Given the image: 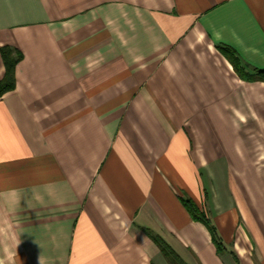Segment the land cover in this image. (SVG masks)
<instances>
[{
	"label": "crops",
	"instance_id": "0c3cea01",
	"mask_svg": "<svg viewBox=\"0 0 264 264\" xmlns=\"http://www.w3.org/2000/svg\"><path fill=\"white\" fill-rule=\"evenodd\" d=\"M3 46L0 264H264V80L219 49L264 70V0H0Z\"/></svg>",
	"mask_w": 264,
	"mask_h": 264
},
{
	"label": "trees",
	"instance_id": "16d2710c",
	"mask_svg": "<svg viewBox=\"0 0 264 264\" xmlns=\"http://www.w3.org/2000/svg\"><path fill=\"white\" fill-rule=\"evenodd\" d=\"M219 49L224 54V56L230 61L234 68V71L242 80H264V70H254L253 72L246 70L244 64L242 63L241 59L233 48L229 46H219ZM0 53L5 66L4 76L0 79V96H2L3 94L8 91H11L15 87V67L18 61L22 58V55L19 50L10 46L1 47ZM182 203L191 215L192 219L194 221L202 223L208 229L212 237V241L217 248V251L219 253L224 251L226 248L223 244V241L216 226L211 222V220L208 219L202 211H200L194 201L190 198H183ZM153 239L158 244L161 249V252L170 264H188L159 237L153 236ZM231 253L233 252L231 251Z\"/></svg>",
	"mask_w": 264,
	"mask_h": 264
},
{
	"label": "rangeland",
	"instance_id": "374dc122",
	"mask_svg": "<svg viewBox=\"0 0 264 264\" xmlns=\"http://www.w3.org/2000/svg\"><path fill=\"white\" fill-rule=\"evenodd\" d=\"M231 231H232V234L231 233L225 234L226 239L230 241L229 243L231 245H233L234 243H239V245H241V247L247 245L248 249L246 251L243 249H241V250L239 249V250H240V252L246 253V255L243 257H244V259H246L247 262H249L250 259H254V256H252L253 251L250 248V242L246 238L244 232L242 230H231Z\"/></svg>",
	"mask_w": 264,
	"mask_h": 264
}]
</instances>
